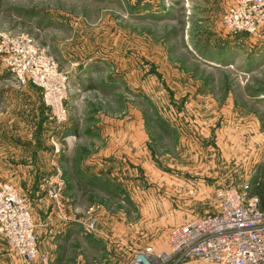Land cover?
Returning a JSON list of instances; mask_svg holds the SVG:
<instances>
[{"label": "rangeland", "instance_id": "374dc122", "mask_svg": "<svg viewBox=\"0 0 264 264\" xmlns=\"http://www.w3.org/2000/svg\"><path fill=\"white\" fill-rule=\"evenodd\" d=\"M230 4L0 0V41L32 39L69 80L59 127L40 88L20 85L0 54V126L4 114L21 115L29 145L50 149L24 159L38 167L35 183L0 175L26 200L39 249L52 245L44 264H133L140 252L170 251L174 227L217 211L218 188L257 195L261 205L264 26L231 35L222 21ZM54 175L58 198L45 181ZM3 253L17 264L0 237Z\"/></svg>", "mask_w": 264, "mask_h": 264}, {"label": "built area", "instance_id": "2783aa9c", "mask_svg": "<svg viewBox=\"0 0 264 264\" xmlns=\"http://www.w3.org/2000/svg\"><path fill=\"white\" fill-rule=\"evenodd\" d=\"M230 1L222 21L231 35L255 34L264 26V0ZM0 54L20 85L40 88L55 124H64L69 116V80L48 50L26 36L3 37ZM53 177H57L55 182L45 181L51 187L50 194L58 198L61 180L59 175ZM215 199V213L192 217L172 229L170 251L160 255L140 252L133 264H264V210L259 197L228 187L218 188ZM0 237L21 264L49 260V255L39 249L35 219L26 200L5 181H0Z\"/></svg>", "mask_w": 264, "mask_h": 264}, {"label": "crops", "instance_id": "0c3cea01", "mask_svg": "<svg viewBox=\"0 0 264 264\" xmlns=\"http://www.w3.org/2000/svg\"><path fill=\"white\" fill-rule=\"evenodd\" d=\"M259 33L260 34H258V38H260L261 43L264 44V28ZM260 58H262L261 60H263L260 64L261 68H264V55H260ZM4 115V123L2 126H0V132L2 133V136H0V170L3 169V174L0 175L2 178H4V180H10L14 182V184H16V186L18 187L23 186L21 185V179H24L25 182L27 181L29 185L35 183L34 181L36 180V178L35 176L32 177L31 174L33 173L32 170L37 172L38 167L35 166L36 164L34 162L26 161L24 159L29 153L42 159L45 154H49L50 149L36 147L35 144L29 145L28 142H33L31 139L32 134H27L26 130L23 129L22 123H24L25 121L23 120V117L21 115H19V117H16L15 115L13 116L11 113H6ZM43 150H45L46 152H43ZM75 150L77 149L75 148ZM108 154H105L104 156L107 158L113 155L116 156L118 154V150L115 149V154L110 150ZM90 157L91 156L88 157V160L91 161L92 158ZM89 171L95 172V175H97L98 172L94 166L92 168H89ZM22 173H25V175L21 176ZM115 173L117 174V171ZM71 182L78 184L80 181L79 179H74ZM51 246L50 244L46 246L44 245L43 247H40V249L43 253H46L48 251L47 248H52ZM10 256L11 255L7 253L1 254L0 262L2 264H15L13 263ZM15 261H17V264H21L20 259L16 257Z\"/></svg>", "mask_w": 264, "mask_h": 264}, {"label": "trees", "instance_id": "16d2710c", "mask_svg": "<svg viewBox=\"0 0 264 264\" xmlns=\"http://www.w3.org/2000/svg\"><path fill=\"white\" fill-rule=\"evenodd\" d=\"M261 196V205H260V207H261V209H264V193H262V195H260Z\"/></svg>", "mask_w": 264, "mask_h": 264}]
</instances>
